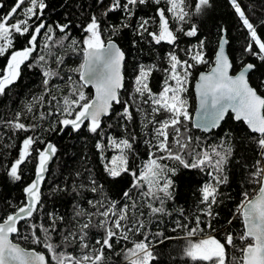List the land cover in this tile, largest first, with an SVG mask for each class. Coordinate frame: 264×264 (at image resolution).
<instances>
[{"label": "snow or ice", "instance_id": "snow-or-ice-1", "mask_svg": "<svg viewBox=\"0 0 264 264\" xmlns=\"http://www.w3.org/2000/svg\"><path fill=\"white\" fill-rule=\"evenodd\" d=\"M229 4L241 22L246 33V43L242 52L264 62V37L259 29L264 27V18L253 20L246 13L241 0H229ZM95 8L86 22L80 25L85 34L81 40L70 39L71 21L49 24L45 16V0H14L9 11L0 14V57H7V63L0 69V96H7L8 91L21 78L23 67L39 69L42 94L32 96L22 110L16 111L12 119L2 121L12 133H25L21 141L18 156L6 170L13 182L22 180V165L35 153L36 167L34 179L24 189L25 199L13 211L0 216V264H108L106 253L115 252L114 243L130 241V234L142 235L139 241H132L133 246L121 249L128 264H159L155 254V243L181 237H166L163 232L149 236L144 221L135 213H144L158 217L167 214L165 204L173 198V183L169 173L176 169L169 167L166 161L176 162L185 169H198L206 173L208 181L201 188V215L206 219L195 218V227L177 222L173 232L185 231L186 240L184 258L193 264H264V97L249 84V74L256 69V64L240 62L238 74L231 75L233 64L226 54L230 41L227 29L219 31L218 49L216 50L211 70L200 73L196 84V93L200 108L195 122L189 112L188 92L189 77L197 65L209 64L206 59L205 42L185 49H179V39L197 37L199 26L192 22L194 16H200L212 8V0H94ZM141 6H155L152 15L137 16ZM5 7L0 2V9ZM116 13L122 19L118 24H108L109 15ZM175 22L177 27H172ZM110 29L111 36H118L123 30H131L137 39L133 46L141 42L152 45L165 43L171 50L167 53V66L159 92L150 87V77L157 70V65H138L132 88V103L120 99V90L124 88L122 66L126 59L125 52L111 39L107 46L102 39L105 27ZM187 26V27H186ZM57 31L63 34L57 37ZM18 37L25 38L26 46L15 48ZM43 47H40V38ZM70 39L68 47L74 53L82 55V63L75 69L79 80L68 76L70 88L66 95L57 96L53 92V81L64 79L60 66L64 57L57 55L54 48H64L65 41ZM183 51L187 59H182ZM36 53V55H34ZM50 61L55 68L50 67ZM91 85L95 96H86L84 88ZM123 104V110L116 115L127 123L135 121V113L143 115L141 128L144 135L150 137L144 142L149 146L150 154L140 169H133L129 164L128 154L133 152L137 139L132 134L123 139L111 136L104 142L105 131L102 127L104 118L112 117L113 105ZM132 104H135L133 110ZM41 109L32 120L40 121L55 118V125L48 128L52 132H64L71 129L79 133L83 128L94 136L100 137L95 148L100 159L105 160L106 147L117 152L111 160L104 163V171L113 179L122 174L132 177V182L122 195L131 204L121 203L104 197L103 200L89 199L87 203L92 211L75 213L76 223L61 233L65 223L63 216L48 213L45 220L40 219L43 209L42 185L49 171L48 164L58 149L50 141H45L38 131V123H25V117L34 109ZM229 111L236 121H242L248 130L246 138L254 145L255 159L251 164L242 165L246 169L247 186L251 191L241 192V201L233 212V218L226 221L231 226L233 219H240L242 232L239 235L222 227L223 242L217 238L219 231L213 225L219 213L214 211L221 185L227 184V166L234 159V148L229 141L228 133L224 134L219 144L202 146L199 136L192 135V129L205 133L222 126ZM125 124V130L129 131ZM191 125V126H189ZM111 127V125H109ZM43 144L40 148L37 145ZM154 149V151H152ZM81 188L85 185H80ZM89 190L96 193L100 186L95 178L89 180ZM73 191L77 189L73 186ZM133 192L138 199L133 198ZM95 218V222L93 219ZM205 224L217 235L203 236ZM26 229V232H22ZM92 229H102L101 238L94 243L89 239ZM54 235L59 243L54 242ZM197 237H203L197 239ZM28 242L36 248L22 247L14 239ZM239 241V245L237 244ZM238 251L239 256L229 257L228 249ZM67 249H72L68 251ZM78 249V254H74ZM47 253V255H46ZM117 256L120 252H115ZM50 257V260H49Z\"/></svg>", "mask_w": 264, "mask_h": 264}, {"label": "trees", "instance_id": "trees-1", "mask_svg": "<svg viewBox=\"0 0 264 264\" xmlns=\"http://www.w3.org/2000/svg\"><path fill=\"white\" fill-rule=\"evenodd\" d=\"M5 7L0 9V14L9 11L14 4V0H0ZM47 8L45 9V16L49 24L59 22L61 24L71 21L69 36L81 40L84 38L80 25L86 22L89 14L94 10V0H45ZM108 0H106V3ZM189 5L193 4V0H188ZM246 13L254 21L258 18H264V0H241ZM155 6H141L137 11V16L152 15ZM122 19L121 15L112 13L109 15L108 24H118ZM192 22L199 26V34L197 37H184L182 34L179 39V49H185L198 44L199 40L205 42L206 59L209 64L197 65L192 70L189 77L188 84V103L189 112L192 115L195 107V98L192 91L193 81L199 71L207 70L211 67L214 60V54L219 40L220 28L227 29L229 38V45H227V53L233 64L232 72H236L240 67V62L243 59L245 63L256 64V69L249 74V83L256 91L264 97V62L259 61L256 57L250 56L242 52L246 43V33L243 29L240 20L229 4V0H212V8L200 16H194ZM172 27H177L175 22H172ZM187 27V26H186ZM262 37H264V27L259 29ZM63 34L57 31V37ZM40 47H43V38L40 37ZM70 39L65 41L64 48H54L53 51L64 57V64L60 66V74L64 79H56L53 83V92L59 97L66 95L70 88V83L67 80L68 76H72L74 81L79 80L78 73L73 69L77 68L82 63V55L74 53L68 45ZM104 42L109 39L117 42L122 51L125 52V61L123 66L124 88L120 90V99L122 101H129L132 103V88L134 77L137 72L138 65H157V70L150 77V87L153 92H159L163 83L165 73L162 71L167 66V53L171 50L170 46L162 43L161 45H152L146 42H141L133 46L132 41L137 39L131 30H123L118 36H111L110 29L105 27L102 35ZM25 38L18 37L15 41V48L20 49L25 47ZM36 55V53H34ZM182 59L188 57L184 55L183 51L179 52ZM7 63V57H0V69H3ZM50 67L55 68V65L50 61ZM86 96L92 98V89L90 87L84 88ZM42 94V84L39 69H29L23 67L21 78L11 87L7 96H0V122L12 119L16 111L23 109L24 105L31 101L32 96H39ZM133 110L135 104H132ZM41 109L37 106L33 113L27 114L25 123H38L41 131L38 135L45 141L53 143L58 151L56 155L48 164L49 171L46 174V181L42 185V200L43 209L40 213V219L45 220L48 213H53L56 216H63L65 223L61 225L60 231L63 233L67 228L73 227L77 219L75 213L83 211L90 213L95 211L87 203L89 199L103 200L108 197L110 200H116L121 203L131 204L132 201L124 200L123 191L127 190L132 182V177L128 174H122L120 177L113 179L109 177L104 171V163L110 160L117 152L112 148L106 147L104 152L105 160L100 159V153L95 148V143L100 137L94 136L83 128L81 132L74 133L71 129H66L64 132H52L47 129L55 125V118H49L46 121L39 119L32 120V116L36 115ZM123 110V104L113 105L112 117L104 118L102 127L105 131L104 142L107 144L109 136L116 139H123L132 134L137 136L133 144V152L128 154L129 164L133 169H140L146 163L150 154L149 146L144 142L150 137H146L144 132L146 130L141 128V121L143 115L135 113V121L127 123L120 120L116 113ZM129 131L125 130V124ZM111 125V127H109ZM191 126V125H189ZM232 138L229 143L234 148V159L227 166V175L229 177L228 183L221 185L217 199L218 205L214 206V211L219 213V216L212 223L219 231L212 232L205 224L200 227L204 229L203 236L217 235V238L223 242L224 232L220 231L222 227L228 231L239 235L242 232V224L240 219H233L231 226L226 224V221L233 218V212L240 203L242 197L241 192L247 188L246 169L242 166L245 163L251 164L255 159L254 145L249 142L250 138H246L248 130L242 121H235L231 114H228L225 121H223L221 128L210 133H203L199 130L192 129L194 137L199 136L203 145L209 143L215 145L219 144L224 134ZM25 133H12V130L7 128L3 123H0V216L6 215L24 201L25 196L23 189L29 184L35 176V153L26 164L22 165L23 170L22 180L13 182L7 175V169L10 164L17 158L19 147ZM43 148V144L37 145ZM154 151V149H152ZM169 167L176 169L175 174L169 173L173 183V198L168 200L165 204L167 214L158 217H151L148 215L146 208H141L140 211L144 213L140 216V212L135 215L142 219L145 228L151 237L156 232H163L166 237H181L178 239L165 240L164 243H158L162 237H157L153 240L155 243L154 252L157 254L159 264H193L189 258H184L183 252L186 246L184 230H177L173 232L172 229L176 227L177 222L189 224L195 227V218L199 215L201 220L206 218L201 215V209L204 207L201 204V188L203 184L208 181L206 173L200 172L198 169H185L173 161H166ZM95 178L97 185L100 186L96 193L89 190V180ZM85 185L81 188L80 185ZM73 186L77 191H73ZM133 198L136 193L133 192ZM95 222V218L93 219ZM26 232V229H22ZM103 234L102 229H92L90 231L89 239L94 243L96 238H101ZM203 237H197V239ZM21 246L26 248H36L42 250L39 246L30 245L26 241L16 240ZM142 235L130 234V241L122 242V244H115V252H120L117 256L115 252L106 253L108 256V264H128L124 259L122 248L128 249L133 246L132 241H139ZM54 242L59 243V238L54 235ZM239 245V241H237ZM72 251V249H67ZM74 254H78V249ZM229 257L239 256L238 251L228 249ZM47 255V253H46ZM50 260V257H49Z\"/></svg>", "mask_w": 264, "mask_h": 264}, {"label": "water", "instance_id": "water-1", "mask_svg": "<svg viewBox=\"0 0 264 264\" xmlns=\"http://www.w3.org/2000/svg\"><path fill=\"white\" fill-rule=\"evenodd\" d=\"M112 41H114V40H112ZM107 42L108 41H106L105 42V46H107ZM115 42V41H114ZM116 44H117V42H115ZM117 46L119 47V45L117 44ZM218 49V43H217V47H216V50ZM216 50H215V53H216ZM226 54L228 55V53H227V46H226ZM214 56H215V54H214ZM228 57H229V55H228ZM230 59V58H229ZM82 61H83V58H82ZM230 61H231V59H230ZM123 66H124V64H123ZM123 66H122V74H123ZM212 66V65H211ZM211 70V67L209 68V69H207V70H203V71H199L198 73H197V75H196V79L193 81V84H192V91H193V94H194V98H195V107H194V110H193V113H192V115H191V117H192V121L193 122H195L196 120H197V118H198V113H199V108H200V102H199V98H198V96H197V93H196V84H197V82H198V80H199V75H200V73H208L209 71ZM239 70H240V68L236 71V72H232V70L230 71V74L231 75H236V74H238V72H239ZM123 77H124V75H123ZM250 84V83H249ZM250 86H251V84H250ZM88 87H90L91 89H92V98L95 96V88L94 87H92L91 85H89ZM252 87V86H251ZM254 88V87H253ZM255 89V88H254ZM122 90V89H121ZM256 90V89H255ZM257 94L258 95H260L258 92H257ZM261 96V95H260ZM262 97V96H261ZM228 114H231L232 115V117H234V114L233 113H231V111H229V113ZM228 116V115H227ZM226 116V117H227ZM226 119V118H225ZM234 119V118H233ZM235 120V119H234ZM236 121V120H235ZM223 123V122H222ZM247 127V126H246ZM195 129V128H194ZM196 130H198V129H196ZM217 130V129H216ZM199 131H201V130H199ZM214 131V130H213ZM201 132H203V131H201ZM203 133H205V132H203ZM210 133V132H209ZM23 247V246H22Z\"/></svg>", "mask_w": 264, "mask_h": 264}, {"label": "rangeland", "instance_id": "rangeland-1", "mask_svg": "<svg viewBox=\"0 0 264 264\" xmlns=\"http://www.w3.org/2000/svg\"><path fill=\"white\" fill-rule=\"evenodd\" d=\"M186 96H188V94L186 93ZM189 102V101H188ZM111 160V159H110Z\"/></svg>", "mask_w": 264, "mask_h": 264}]
</instances>
